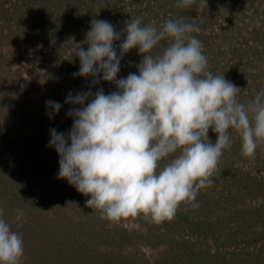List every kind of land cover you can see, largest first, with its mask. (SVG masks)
Returning a JSON list of instances; mask_svg holds the SVG:
<instances>
[{
    "label": "rangeland",
    "instance_id": "1",
    "mask_svg": "<svg viewBox=\"0 0 264 264\" xmlns=\"http://www.w3.org/2000/svg\"><path fill=\"white\" fill-rule=\"evenodd\" d=\"M181 17L199 28L192 35L209 70L240 88L237 98L247 105L264 89V0H207L203 7L198 0L190 7L178 0H0V208L22 236L19 264H264V142L252 163L230 129L232 146L223 150L214 183L198 190V207L182 203L159 224L143 214L102 219L86 207L90 196L57 178L50 129L67 135V112L81 107L65 103L68 94L117 91L112 82L73 76L91 21H109L121 32L132 18L160 27ZM125 38L114 41L118 55ZM140 60L137 48L125 53L117 79L138 74ZM49 99L61 104L53 118ZM208 137L214 144L217 134L210 129ZM17 209L24 213L19 228Z\"/></svg>",
    "mask_w": 264,
    "mask_h": 264
},
{
    "label": "clouds",
    "instance_id": "2",
    "mask_svg": "<svg viewBox=\"0 0 264 264\" xmlns=\"http://www.w3.org/2000/svg\"><path fill=\"white\" fill-rule=\"evenodd\" d=\"M196 3L178 0L180 7ZM205 5L207 0H198L199 7ZM193 32L199 28L183 17L166 19L160 27L132 18L121 32L109 21L93 19L87 48L75 52L80 68L73 76H90L93 85L112 82L117 91L69 93L65 103L81 107L67 112L73 120L67 135L50 129L49 147L59 155L57 178L90 196L86 207L100 211L102 219L143 214L159 224L173 219L182 203L198 207L192 203L198 190L214 183L223 150L232 146L230 129L240 136L242 155L255 162L258 143L264 142V89L247 105L240 102L241 89L209 70ZM125 33L118 55L114 41ZM165 40L169 43L162 46ZM158 46L163 51L152 55ZM133 48L141 54L138 74L117 79L124 54ZM46 106L53 110L50 118L61 108L50 99ZM210 129L217 134L214 144ZM16 211L19 228L24 213ZM3 215L0 208V264H19L23 239Z\"/></svg>",
    "mask_w": 264,
    "mask_h": 264
}]
</instances>
